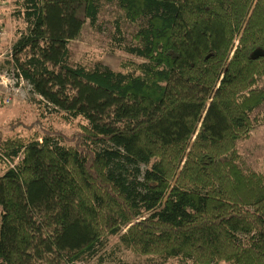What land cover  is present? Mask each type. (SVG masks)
Segmentation results:
<instances>
[{
    "label": "trees",
    "instance_id": "trees-1",
    "mask_svg": "<svg viewBox=\"0 0 264 264\" xmlns=\"http://www.w3.org/2000/svg\"><path fill=\"white\" fill-rule=\"evenodd\" d=\"M7 1L11 64L79 120L0 134V264H264V169L237 147L264 101V0ZM103 2L138 20L108 35L118 68L70 63Z\"/></svg>",
    "mask_w": 264,
    "mask_h": 264
},
{
    "label": "rangeland",
    "instance_id": "rangeland-1",
    "mask_svg": "<svg viewBox=\"0 0 264 264\" xmlns=\"http://www.w3.org/2000/svg\"><path fill=\"white\" fill-rule=\"evenodd\" d=\"M3 2L4 34L2 46L10 45L15 36L13 30L20 25L19 20H15L7 14L8 1ZM116 21L123 32L125 38L136 29L137 21L129 22L122 16L121 10L113 3L103 2L94 25H89L84 21L78 35L67 42L68 61L70 63H80L89 66L94 62H99L111 69H117L118 63L123 54L106 49L108 35ZM1 62V59H0ZM0 63V68L2 67ZM39 96L30 93L27 85H22L19 92L13 95L9 104H0V134L4 137L15 134H26L40 128H51L70 134L76 129V121L79 119L63 120L54 113L47 112L42 102L38 103ZM249 118L255 122L246 138L239 141L238 151L243 156L244 161L250 167L264 169V101L253 109ZM14 123L13 125H11ZM31 124L30 130L22 128L21 124ZM126 258L130 263L138 261L139 257L127 254ZM175 260H167L162 264H176ZM186 264V263H181ZM219 264H224L220 262Z\"/></svg>",
    "mask_w": 264,
    "mask_h": 264
},
{
    "label": "built area",
    "instance_id": "built-area-1",
    "mask_svg": "<svg viewBox=\"0 0 264 264\" xmlns=\"http://www.w3.org/2000/svg\"><path fill=\"white\" fill-rule=\"evenodd\" d=\"M3 2L0 1V59L3 64L4 60L9 61L8 65H3L0 68V103L3 105L9 104L14 94L19 92L22 85L26 84L22 76L19 74L15 65L11 64V49L10 45L2 46V39L4 34L3 26Z\"/></svg>",
    "mask_w": 264,
    "mask_h": 264
},
{
    "label": "crops",
    "instance_id": "crops-1",
    "mask_svg": "<svg viewBox=\"0 0 264 264\" xmlns=\"http://www.w3.org/2000/svg\"><path fill=\"white\" fill-rule=\"evenodd\" d=\"M3 26H4V20H3Z\"/></svg>",
    "mask_w": 264,
    "mask_h": 264
}]
</instances>
